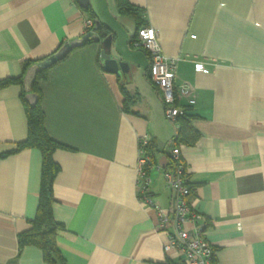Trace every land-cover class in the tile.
Instances as JSON below:
<instances>
[{
  "label": "crops",
  "instance_id": "obj_1",
  "mask_svg": "<svg viewBox=\"0 0 264 264\" xmlns=\"http://www.w3.org/2000/svg\"><path fill=\"white\" fill-rule=\"evenodd\" d=\"M129 2L176 59L174 83L192 88L187 112L198 137L177 146L214 263L264 264V0ZM85 17L108 28L123 64L120 77L105 70L101 40H92L37 83L44 128L60 144L52 153L56 247L65 264H181V253L163 250L156 213L137 196V140L146 135L155 145L149 193L172 209L162 170L177 128L147 77V53L132 45L135 18L114 0H0V79L82 37ZM20 91L0 88V264H47L38 246L17 241L35 215L41 169L37 148L16 150L27 135Z\"/></svg>",
  "mask_w": 264,
  "mask_h": 264
},
{
  "label": "built area",
  "instance_id": "obj_2",
  "mask_svg": "<svg viewBox=\"0 0 264 264\" xmlns=\"http://www.w3.org/2000/svg\"><path fill=\"white\" fill-rule=\"evenodd\" d=\"M83 35L93 32L95 22L90 17L82 20ZM132 45L143 49L149 59L148 79L160 95L164 117L176 125V117L185 112L184 107L194 103L192 88L187 83L175 84L174 75L176 59L166 57L157 42V31L150 25L137 29ZM197 72L202 71V64L195 65ZM185 99V100H184ZM184 100L182 103L181 101ZM149 141L146 135L137 140L136 189L141 203L152 208L156 213L155 226L166 234L164 251L181 253V264H215L214 250L204 238L202 216L189 201L191 188L186 176V169L179 158V148L172 144L169 150L171 167L162 170L166 186L172 193L174 203L172 209L164 211L153 200L149 193V165L145 145Z\"/></svg>",
  "mask_w": 264,
  "mask_h": 264
},
{
  "label": "trees",
  "instance_id": "obj_3",
  "mask_svg": "<svg viewBox=\"0 0 264 264\" xmlns=\"http://www.w3.org/2000/svg\"><path fill=\"white\" fill-rule=\"evenodd\" d=\"M114 1L118 12L130 14L135 18L138 26L136 31L139 27L146 25L139 16L140 9L131 4L129 0ZM81 9L91 17L85 6L81 7ZM92 29H94V27ZM94 33L98 36L99 40H103L110 35L108 28L101 23L95 27ZM91 41V39L86 38L83 39L82 44ZM56 51L57 49L50 55H46L38 59H25L21 63V73L18 76H8L0 79V88L9 84H18L21 87L20 96L27 119V135L25 139L16 143V150L24 147H35L41 154L39 195L35 215L30 221V227L27 230L18 233L17 241L19 246H22L23 244L38 246L42 250L44 260L47 264H65L55 244L54 235L56 229L58 228V224L53 220L51 212V205L53 202L52 181L54 175L58 171V165L54 162L52 153L60 146V144L51 139L44 128L43 112L40 107V93L37 87L38 81L46 77L47 70L53 64L66 56L65 55L64 57L51 62H46L47 59L53 56ZM43 62L45 64L41 66L34 75L30 90L28 92L25 91L23 86V77L26 70L33 64ZM147 77H149L148 68ZM121 91L125 102H128L130 97L123 86H121ZM29 94L33 95V99L28 97ZM124 106L126 107V104H124ZM188 108L189 107H184L185 112L176 117L177 129L173 138L174 145H177L178 142L192 144L198 137L197 130L191 124L193 115L187 112ZM154 147V143L149 139L145 145V152L148 156L150 166H153L155 163L153 156ZM168 167H171L170 161L168 163Z\"/></svg>",
  "mask_w": 264,
  "mask_h": 264
},
{
  "label": "water",
  "instance_id": "obj_4",
  "mask_svg": "<svg viewBox=\"0 0 264 264\" xmlns=\"http://www.w3.org/2000/svg\"><path fill=\"white\" fill-rule=\"evenodd\" d=\"M79 2L83 5L85 2H87V0H79ZM98 24L99 23L95 22L94 29ZM94 29L92 33H87L80 38L73 39L71 41H68L62 44L59 47V49L54 53V55L49 57L46 62H51L53 60L64 57L72 48L80 46L83 42V39L89 38L93 41H98L99 38L94 33ZM100 43H101L100 57H101V63L103 65V68L105 70L115 73L118 77H120L123 63L119 61V56L115 53V51L109 49L110 36H107V38L101 40ZM44 64L45 63L43 62V63L33 64L28 67L23 77V86H24L25 91L28 92L30 90L31 83L34 79L35 73ZM28 97L33 99V95L31 94H29Z\"/></svg>",
  "mask_w": 264,
  "mask_h": 264
}]
</instances>
